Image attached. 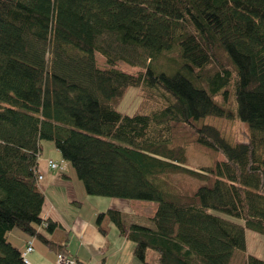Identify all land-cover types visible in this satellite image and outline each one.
Listing matches in <instances>:
<instances>
[{
  "label": "trees",
  "instance_id": "16d2710c",
  "mask_svg": "<svg viewBox=\"0 0 264 264\" xmlns=\"http://www.w3.org/2000/svg\"><path fill=\"white\" fill-rule=\"evenodd\" d=\"M131 87L130 116L119 108ZM209 117L255 132L232 144ZM42 141L89 196L156 204L153 228L115 209L96 218L141 264L150 251L157 264H230L246 229L264 235V0H0V264H26L35 240L68 252L47 237L63 226L44 217ZM204 149L224 160L190 168ZM14 230L29 237L22 251Z\"/></svg>",
  "mask_w": 264,
  "mask_h": 264
},
{
  "label": "crops",
  "instance_id": "0c3cea01",
  "mask_svg": "<svg viewBox=\"0 0 264 264\" xmlns=\"http://www.w3.org/2000/svg\"><path fill=\"white\" fill-rule=\"evenodd\" d=\"M43 153L44 149L42 156ZM46 159L47 157H42L39 163V172L43 176V186L40 188L46 196L44 217L58 221L63 226L54 235L48 234L47 237L55 236L60 244L67 238V251L70 257L78 262L77 264H118L115 262V257L121 254V251L123 252L126 247L130 249L129 241L125 237L121 236L119 232L110 230L112 223L109 220L103 224V228L106 230L105 235L98 230L95 218L106 210L121 211L126 227L138 224L153 228L150 217L156 210L155 206L149 205L146 211L140 215L125 211L133 208L130 206V203L133 202L129 200L107 198L110 201L106 202L101 198L89 196L85 191L83 192L81 186H64L59 174L55 173L57 171L49 170L47 161H43ZM63 166L65 170L66 165ZM63 178L67 179L65 175ZM57 184L61 186H56ZM103 203L106 205L104 209H102ZM74 206L82 208L77 210L73 208ZM141 220L145 222L143 223ZM71 238L77 242L76 247H69ZM8 239L21 251L29 241V237L18 230L10 232ZM34 249V252L28 256L30 264H58L56 261L58 252L50 250L43 243L42 245L34 243ZM130 264L141 263L133 257Z\"/></svg>",
  "mask_w": 264,
  "mask_h": 264
},
{
  "label": "rangeland",
  "instance_id": "374dc122",
  "mask_svg": "<svg viewBox=\"0 0 264 264\" xmlns=\"http://www.w3.org/2000/svg\"><path fill=\"white\" fill-rule=\"evenodd\" d=\"M97 60L100 68L104 69L107 67L105 59L101 55L97 54ZM118 67L122 71L128 73H136L142 70V68L139 66H132L126 63H121ZM220 98L221 96L215 97V100L219 105H221L224 108H226L227 105L230 106L228 101L226 102V104H224L220 101ZM140 104H141V97L139 95V89L131 87L127 91L126 96L123 99V102L121 103L119 110L131 116L136 113ZM206 123L215 125L218 128H220L223 131L225 137L232 144L245 141L246 135H250L255 132L253 129L250 128L249 124L239 120H227V119L209 117L206 119ZM118 144H120V142H118ZM42 146H43L42 148L44 149V153L42 157H47V159L43 161L48 162L52 160L58 165H60L59 170H57V172L55 173L59 174V178L63 180L62 181L63 185L81 186L83 192L84 191L86 192L83 182L77 176L76 170L74 169V167L70 162L63 160L62 153L56 148L55 144L50 141H42ZM189 157H190V163L188 164V166L194 169L200 167L201 165L212 166L215 164L216 161L224 160V157L221 154H218L212 150L208 151L206 149H204V151L191 152ZM63 165H66L65 170ZM63 175H66L68 178L67 179L63 178ZM40 186H43V180L40 181ZM56 186H61V185L57 184ZM96 198H101L102 200H106V202L110 201L109 199L103 197H96ZM131 202L133 203H130V206H133V208H131V210H125V211L131 213L133 212L136 214L139 213L140 215L143 214V211H146L149 205L156 206V204L152 202H143V201H131ZM104 204L105 203L102 204L103 207L102 209L106 207V205ZM73 208L80 210L82 207L77 208L76 206H74ZM214 213L216 215L234 220L238 223H242V221L238 219H233L225 214L217 213V212ZM141 222L144 223L145 221L141 220ZM95 224H96V218H95ZM111 229L114 230V232H119L115 225L111 224L110 230ZM34 243H36V245H42V242H40L39 240H35ZM128 244H130L131 246L130 249L129 247H126L123 252L121 251V254L115 257L116 258L115 262H117L118 264H130V262L132 261L134 257V249L136 247V244L131 241H129ZM246 244H247V250L245 252H237L236 256L232 259L230 264H244L246 258L249 255L264 260V235L246 229ZM76 246H77V242L73 238H71L69 247H76ZM147 260L151 264H157L156 260L158 262V255L155 252L150 251L148 253Z\"/></svg>",
  "mask_w": 264,
  "mask_h": 264
},
{
  "label": "built area",
  "instance_id": "2783aa9c",
  "mask_svg": "<svg viewBox=\"0 0 264 264\" xmlns=\"http://www.w3.org/2000/svg\"><path fill=\"white\" fill-rule=\"evenodd\" d=\"M47 164L50 170H57L60 167L57 163H55L52 160L48 161ZM42 179H43V176H41L40 180ZM33 252H34L33 242H30L23 254L26 264H30L28 260V256ZM57 263L58 264H77L78 262L74 258L70 257L69 253L66 252V253L58 254Z\"/></svg>",
  "mask_w": 264,
  "mask_h": 264
}]
</instances>
